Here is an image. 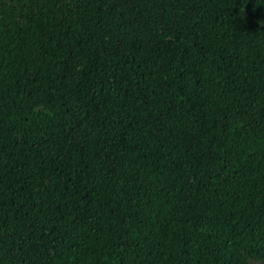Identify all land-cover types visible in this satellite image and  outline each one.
Wrapping results in <instances>:
<instances>
[{
    "label": "trees",
    "instance_id": "obj_1",
    "mask_svg": "<svg viewBox=\"0 0 264 264\" xmlns=\"http://www.w3.org/2000/svg\"><path fill=\"white\" fill-rule=\"evenodd\" d=\"M0 264H264V0H0Z\"/></svg>",
    "mask_w": 264,
    "mask_h": 264
}]
</instances>
